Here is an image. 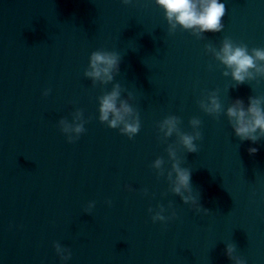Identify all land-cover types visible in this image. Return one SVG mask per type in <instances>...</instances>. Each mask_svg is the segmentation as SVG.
<instances>
[{
	"label": "water",
	"instance_id": "1",
	"mask_svg": "<svg viewBox=\"0 0 264 264\" xmlns=\"http://www.w3.org/2000/svg\"><path fill=\"white\" fill-rule=\"evenodd\" d=\"M220 2L224 30L197 39L180 28L169 34L154 0H0V264H232L227 243L247 264H264V139L241 141L225 115L198 104L210 91L225 109L264 96V79L234 87L205 51L225 36L264 48V0ZM99 49L122 57L113 83L126 90L122 98L133 94L141 120L133 139L98 120L97 98L112 83L94 86L83 73ZM77 109L89 122L68 143L58 122ZM169 115L184 132L201 120L197 153H185L175 134L161 139L157 125ZM169 144L209 212L171 193ZM158 157L166 170L159 178L151 167ZM158 205L176 218L153 223L148 209Z\"/></svg>",
	"mask_w": 264,
	"mask_h": 264
},
{
	"label": "clouds",
	"instance_id": "2",
	"mask_svg": "<svg viewBox=\"0 0 264 264\" xmlns=\"http://www.w3.org/2000/svg\"><path fill=\"white\" fill-rule=\"evenodd\" d=\"M124 5L133 3V0H121ZM155 4L163 10L168 24L169 34L174 33L177 28L190 31L197 39L204 38V33H219L224 30L223 17L227 9L220 0H154ZM206 53L210 54L215 61L224 67L223 76H230L235 82L234 87L255 81L258 78L264 79V48L249 47L244 43H237L229 36H225L220 47L216 48L211 43L205 45ZM121 56L115 51L99 49L91 52L89 56L88 67L84 70V77L90 79L95 86L108 85L112 83L110 91H105L98 99V120L106 124L110 129H118L122 135L133 139L141 129V120L139 112L129 103L133 100V94L128 93L127 99L122 98V93L126 91L114 78L119 74V65ZM211 67V66H210ZM51 89H45L43 95L47 97ZM199 107L208 115L219 118L221 114L225 115L228 124L233 129L234 134L241 141H251L253 144L264 139V96H250L247 106L244 100L237 98L226 109L219 99L217 91L207 92L206 95L198 101ZM90 119V118H89ZM88 120L84 119L83 109H77L72 113L71 122L66 118H61L58 122L60 131L66 136L68 143H74L81 134L86 131L85 124ZM181 120L176 115L166 116L157 125L161 139L166 141L174 134L177 137L178 145L183 148L185 153H197L198 146L196 141L202 140L200 131L201 120L193 117L189 124L191 132H184L179 127ZM250 155H255L258 148H248ZM168 160L171 162L170 170H167L166 178L169 182L171 193L179 196L183 204H191L197 213L203 211L209 212L204 208L196 196L193 195L191 183L192 170L183 167L185 162L178 156L177 146L169 144L166 148ZM165 160L158 157L154 160L151 167L156 170L157 177L165 175ZM128 190L131 191L130 186ZM147 194V189L143 190ZM106 203L110 206L111 201ZM96 202L90 201L85 208V213L90 214L95 207ZM172 208L171 202L168 206ZM152 213L153 223L161 222L166 224L169 220L176 218V212L173 210L169 215L164 213L168 211L163 205H158V210L148 209ZM57 255L62 261L71 258V251L62 247L58 242L54 245ZM225 253L232 264H247V260L237 254V246L234 243H227Z\"/></svg>",
	"mask_w": 264,
	"mask_h": 264
}]
</instances>
